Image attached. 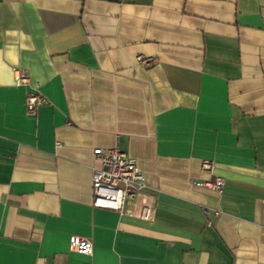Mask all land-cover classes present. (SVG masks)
Returning <instances> with one entry per match:
<instances>
[{"label":"crops","instance_id":"0c3cea01","mask_svg":"<svg viewBox=\"0 0 264 264\" xmlns=\"http://www.w3.org/2000/svg\"><path fill=\"white\" fill-rule=\"evenodd\" d=\"M115 146L142 218L93 206ZM0 264H264V0H0Z\"/></svg>","mask_w":264,"mask_h":264},{"label":"built area","instance_id":"2783aa9c","mask_svg":"<svg viewBox=\"0 0 264 264\" xmlns=\"http://www.w3.org/2000/svg\"><path fill=\"white\" fill-rule=\"evenodd\" d=\"M140 61L147 64V61L142 58ZM15 74L17 86L30 84L31 78L23 69H15ZM49 104L46 96L37 90L30 92L25 101L29 116H37L39 110ZM94 160L95 166L92 169L94 207L123 212L127 203L132 201L135 203V209L139 210L138 217L142 218L145 211H151L152 203H147L149 197L145 194L147 189L145 175L135 158L128 156L118 146H115L96 148ZM203 169L211 171L213 164L205 161ZM225 184L226 180L223 177H216L214 180L196 182L194 185L197 188H207L222 194ZM216 215L219 213L216 212ZM71 249L84 255L93 254V244L87 238L73 237Z\"/></svg>","mask_w":264,"mask_h":264}]
</instances>
